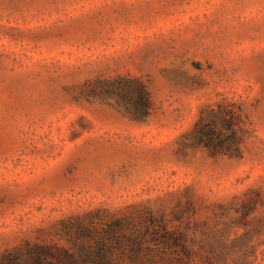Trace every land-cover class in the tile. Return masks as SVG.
Masks as SVG:
<instances>
[{"label":"rangeland","instance_id":"1","mask_svg":"<svg viewBox=\"0 0 264 264\" xmlns=\"http://www.w3.org/2000/svg\"><path fill=\"white\" fill-rule=\"evenodd\" d=\"M149 213L158 264H264V0H0V264Z\"/></svg>","mask_w":264,"mask_h":264},{"label":"trees","instance_id":"2","mask_svg":"<svg viewBox=\"0 0 264 264\" xmlns=\"http://www.w3.org/2000/svg\"><path fill=\"white\" fill-rule=\"evenodd\" d=\"M131 82V85L116 86L117 93L132 115L144 118L151 106L149 91L141 81L133 79ZM106 84L105 89L111 93V81ZM219 110L227 114V127L234 125L231 111L221 106ZM206 124L207 121L201 119L196 130L208 135L207 130L204 131ZM204 141L212 148L222 145L210 137ZM141 219L111 218L101 227L82 222L69 223L65 230L68 245L37 246L32 252L10 257L7 264H114L122 257L134 264H158L155 260L158 254L188 251L185 234L180 229L170 228L166 221L150 213Z\"/></svg>","mask_w":264,"mask_h":264}]
</instances>
